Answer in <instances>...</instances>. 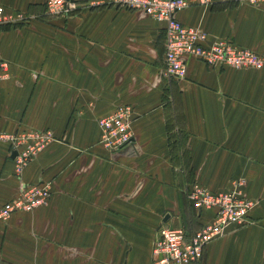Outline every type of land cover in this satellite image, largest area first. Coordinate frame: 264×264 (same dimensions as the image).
Here are the masks:
<instances>
[{
  "label": "crops",
  "instance_id": "obj_1",
  "mask_svg": "<svg viewBox=\"0 0 264 264\" xmlns=\"http://www.w3.org/2000/svg\"><path fill=\"white\" fill-rule=\"evenodd\" d=\"M71 1L54 17L44 0H0L5 14L34 17L0 25V137H49L19 176L0 139V207L21 183L49 189L44 206L0 222V264H149L158 227L188 237L211 220L212 210L190 208V184L219 193L236 180L256 204L200 262L264 264V63L189 58L185 79L165 81L162 23L108 0ZM187 1L175 18L203 31L204 47L229 39L264 59V4ZM119 107L131 110V145L109 152L97 121Z\"/></svg>",
  "mask_w": 264,
  "mask_h": 264
},
{
  "label": "built area",
  "instance_id": "obj_2",
  "mask_svg": "<svg viewBox=\"0 0 264 264\" xmlns=\"http://www.w3.org/2000/svg\"><path fill=\"white\" fill-rule=\"evenodd\" d=\"M129 11L140 12L150 19L163 24L164 41L160 76L165 81H180L186 77V61L195 59L206 67L230 68L233 70H260L264 59L253 52L237 47L229 39L214 40L208 47L203 46L206 34L196 28L181 25L175 14L186 8L187 0H108ZM247 6L264 4V0H240ZM47 15L66 17L74 9L71 0H44ZM34 19L24 13L5 14L0 7V25L24 24ZM7 63L0 59V80L6 76ZM131 110L119 107L97 121L99 143L109 152H117L131 145ZM47 134L34 133L30 137L19 134L3 136L10 142L13 170L19 176L29 156L37 151L48 139ZM29 142V143H28ZM243 181L236 180L226 192L212 193L192 183L187 187L186 199L190 208L200 211L212 210L209 222L195 229L188 237L180 228L158 227L151 244L149 264H201L203 248L220 237L232 224L247 221L255 202L243 197ZM49 198L46 183L19 184L14 198L0 207V222L3 223L14 213H28L44 206Z\"/></svg>",
  "mask_w": 264,
  "mask_h": 264
},
{
  "label": "water",
  "instance_id": "obj_3",
  "mask_svg": "<svg viewBox=\"0 0 264 264\" xmlns=\"http://www.w3.org/2000/svg\"><path fill=\"white\" fill-rule=\"evenodd\" d=\"M15 155V153L14 152H12V157ZM166 218V217H165ZM165 220V219H164Z\"/></svg>",
  "mask_w": 264,
  "mask_h": 264
}]
</instances>
